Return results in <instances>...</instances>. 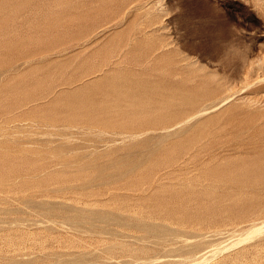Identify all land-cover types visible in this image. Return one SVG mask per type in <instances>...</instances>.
<instances>
[{
	"label": "rangeland",
	"instance_id": "374dc122",
	"mask_svg": "<svg viewBox=\"0 0 264 264\" xmlns=\"http://www.w3.org/2000/svg\"><path fill=\"white\" fill-rule=\"evenodd\" d=\"M0 264H264V0H0Z\"/></svg>",
	"mask_w": 264,
	"mask_h": 264
},
{
	"label": "bare ground",
	"instance_id": "6f19581e",
	"mask_svg": "<svg viewBox=\"0 0 264 264\" xmlns=\"http://www.w3.org/2000/svg\"><path fill=\"white\" fill-rule=\"evenodd\" d=\"M107 86V85H106ZM110 93V92H109ZM143 93V92H142ZM111 94V93H110ZM132 94H133V92H132ZM115 97V96H114ZM124 97V96H123ZM134 97H136V96H134ZM131 98H133V97H131ZM117 100V99H116Z\"/></svg>",
	"mask_w": 264,
	"mask_h": 264
}]
</instances>
